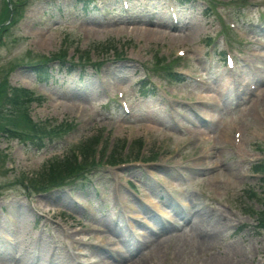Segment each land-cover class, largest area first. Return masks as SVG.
<instances>
[{
  "label": "rangeland",
  "instance_id": "rangeland-1",
  "mask_svg": "<svg viewBox=\"0 0 264 264\" xmlns=\"http://www.w3.org/2000/svg\"><path fill=\"white\" fill-rule=\"evenodd\" d=\"M122 1L127 8L120 7ZM7 6L11 18L2 25L7 37L0 44V82L40 96L35 101L32 95L26 113L32 122L56 130L38 149L0 130V234L15 241L9 245L0 237V263L19 264L17 257L25 253L15 250L20 241L29 252L26 264H45L50 244L59 245L53 264H70L72 252L92 263L98 258L92 251L100 254V249L90 244L108 238L114 248L132 249L129 260L138 253L145 264H264V231L255 228L251 213L260 207L255 197H264V184L251 169L264 156V113L256 112L252 101L264 92V46L243 41L246 31L264 42V0H96L85 13L76 0H22L13 7L16 15ZM170 8L177 11L175 28ZM230 23L241 26L243 35H233ZM224 40L241 54L231 72L218 57ZM53 53H63L67 61L82 56L85 63L70 72L51 63L49 76L38 79L27 62ZM167 62L187 78L174 83L156 75L153 66L160 72ZM241 81L258 84L260 93L248 97ZM117 92L129 102V114L119 109ZM199 107L206 120L192 111ZM64 126L68 129L57 132ZM232 129L241 133L238 155L229 146ZM94 135L97 152L105 149L101 159L95 152L89 185L33 189L50 161ZM137 140L142 146L135 156ZM113 144L126 164L105 163ZM172 183L180 184L181 193L168 189ZM129 189L169 216L172 224L165 230L176 238L168 247L139 250L140 242H153L152 233L161 226ZM120 200L125 213L153 231L130 219L125 229ZM113 211H118L116 224ZM109 229L121 235L110 236ZM34 243L43 247L35 258Z\"/></svg>",
  "mask_w": 264,
  "mask_h": 264
},
{
  "label": "trees",
  "instance_id": "trees-1",
  "mask_svg": "<svg viewBox=\"0 0 264 264\" xmlns=\"http://www.w3.org/2000/svg\"><path fill=\"white\" fill-rule=\"evenodd\" d=\"M20 1L22 2V0ZM20 1L16 0L12 2V11L15 4L19 5ZM91 1L92 0H76L77 3H82L84 9ZM15 9L18 11V7ZM16 10L12 12L13 15H16L14 14ZM7 17L8 8L5 3V12L3 13V17H0V24L5 21ZM4 28L5 26H1L0 28V44H2L1 38L5 37L4 31L6 28ZM55 58V55H52L50 58L41 57L40 60H37V63H34L35 71L38 74L41 73L39 67L48 60H57L61 64H65L63 55L62 59ZM81 58L82 57H79V59ZM155 60V64L159 66L161 58L157 57ZM156 71H158L157 68ZM160 73H162V78L181 81L180 76L171 70V66L168 63L160 68ZM37 99L38 98H36V100ZM31 100H33L32 93L25 88L10 86L5 80L0 82V130L10 137L26 140L39 148L42 145L43 138L49 140L54 130L47 129L45 126L41 125V123H34L30 120L26 113L25 105ZM17 125H19V128L16 127ZM97 143L98 136H90L78 146L76 152L68 151L67 155L63 158L55 159L52 163L48 164L40 173L38 180H34L36 182V186H33L34 190L49 191L53 188L60 187H69L72 189L76 185L83 186L84 183L89 182L87 179L90 172L89 168L95 167L93 159ZM141 143L142 142L139 140L135 142L137 150L141 147ZM121 144H123L122 141ZM121 144L119 146H121ZM104 149L105 146L98 151L100 159L103 158ZM136 153L137 152H135V154ZM120 160L122 159L120 158L119 150L116 148V144H114L113 148H111L106 156L105 162L107 164H113ZM253 170L256 173H261L259 180L264 184V161L254 164ZM255 198L260 202V207L253 211L256 218L255 227L264 231V197L262 196L260 200H258V197ZM246 212H248V210Z\"/></svg>",
  "mask_w": 264,
  "mask_h": 264
},
{
  "label": "bare ground",
  "instance_id": "bare-ground-1",
  "mask_svg": "<svg viewBox=\"0 0 264 264\" xmlns=\"http://www.w3.org/2000/svg\"><path fill=\"white\" fill-rule=\"evenodd\" d=\"M117 30H118V28H117ZM259 67H261V66H259ZM261 69V72H263L264 73V66H262V68H260ZM230 72V71H229ZM234 73V72H233ZM235 74V73H234ZM228 76H230V75H228ZM232 76V75H231ZM230 78V77H229ZM236 78V77H235ZM259 78V77H258ZM232 79V78H231ZM239 80V79H238ZM243 80V79H242ZM234 81V80H233ZM258 81H261V80H258ZM229 82V81H228ZM236 82V81H235ZM242 82V81H241ZM245 82V81H244ZM257 82V81H256ZM224 83V82H223ZM233 83V82H232ZM261 83H262V81H261ZM221 85V84H220ZM227 86V85H226ZM221 87V86H220ZM238 87V86H237ZM240 87V86H239ZM217 88V87H216ZM224 88V87H223ZM229 88H230V86H229ZM218 89V88H217ZM228 89V88H227ZM226 89V90H227ZM237 89V88H236ZM224 90V89H223ZM231 90V89H230ZM235 90V89H234ZM238 91V90H237ZM245 91V90H244ZM203 93V92H202ZM219 93H221V92H219ZM239 93V92H238ZM244 93V92H243ZM260 93V92H259ZM217 94V93H216ZM234 94V93H233ZM236 94V93H235ZM202 95V94H201ZM221 95V94H220ZM223 95H224V93H223ZM241 95V94H240ZM244 94H242V96H243ZM200 96V95H199ZM236 96V95H235ZM239 96V95H238ZM257 96H259V95H257ZM208 97V96H207ZM206 97V98H207ZM246 97V96H245ZM202 99V98H201ZM203 99H205V98H203ZM219 99V98H218ZM249 99V98H248ZM212 101V100H211ZM248 101V100H247ZM251 101V100H250ZM252 101L253 102H255V103H257L258 105H256V107L254 106V109L256 108V112L258 111L260 114L261 113H264V92H261L260 93V98H255V99H252ZM214 102V101H213ZM204 103V102H203ZM215 103V102H214ZM217 103V102H216ZM209 104V103H208ZM252 104V103H251ZM210 105V104H209ZM207 106V105H206ZM211 107V106H210ZM250 107V106H249ZM206 108V107H205ZM246 109V108H245ZM207 111V110H206ZM204 113H205V111H204ZM258 114V113H257ZM250 116V114L248 113L247 114V116ZM208 117H210V116H208ZM244 117V116H243ZM253 117V116H252ZM213 119V118H212ZM242 119V118H241ZM245 119V118H244ZM251 119V118H250ZM208 120H209V118H208ZM241 122V121H240ZM243 122V121H242ZM245 127V126H244ZM184 219H185V217H183ZM169 223L168 222H166V221H164V220H162V225H161V228L157 231V232H154V233H152L154 236L156 235V237H153V242H152V240L151 239H149V240H151V242H150V245L152 246V248L154 249V250H158V248H163L164 249V247H168V245H167V243L168 242H170V241H172V240H174L175 238H176V236H175V234H173V233H169V234H167V231L165 230V229H168L169 230ZM172 226V225H171ZM91 228V227H90ZM98 229V228H97ZM99 230V229H98ZM107 230V229H106ZM162 230H164V231H162ZM173 230V229H172ZM171 230V231H172ZM156 231V230H155ZM173 232H174V230H173ZM175 233V232H174ZM109 234H111L110 236H112V235H121V232L120 231H115L114 229H109ZM157 234H159V236L157 237ZM109 236V237H110ZM98 237V236H97ZM99 239V238H98ZM143 239V238H142ZM102 241H104V240H102ZM105 243L106 244H109L110 245V243L112 242V240H108V238H106L105 239ZM21 242V241H20ZM20 242H17V249H15V250H18V252H20V250H23L25 253L22 255L21 254V252H20V256L19 257H17V259H16V261L19 263V264H26V256H27V254H29V252H28V250H25L24 248H20V246H19V244H20ZM46 242V241H45ZM79 242H83V241H81V239L79 240ZM98 242H100V241H98ZM135 242V241H134ZM24 243V242H23ZM41 243H42V241H41ZM141 243V242H140ZM44 244V243H43ZM87 244V243H86ZM114 244V243H113ZM88 245V244H87ZM136 245V244H135ZM44 246V245H43ZM133 246V245H132ZM8 247V246H7ZM111 247V246H110ZM6 248V247H5ZM9 248H10V246H9ZM13 248V247H12ZM42 245L40 246V249L42 250ZM95 248V247H94ZM114 248V247H113ZM135 248V247H134ZM151 248V247H150ZM149 248V249H150ZM151 248V249H152ZM48 249V248H47ZM96 249V248H95ZM116 251H117V254H118V258H116V260L115 261H112L111 259H110V257H111V254H113L114 252H111V253H109V254H107V253H105V252H100V254H98V253H95V252H93L92 251V253H94L95 254V256H97L98 257V262L100 263V264H118V262L119 263H121L122 261H128L127 263H124V264H145L142 260H144V259H141V256L142 255H140V257H137L138 256V253H137V256H136V258L134 259H131V260H129V258L127 257V255H131V253H132V249L131 248H129V247H125L123 250H119L118 248H114ZM138 249V248H137ZM152 249V250H153ZM11 251V250H10ZM9 251V252H10ZM97 251V250H96ZM135 251V250H134ZM163 251V250H162ZM6 252V251H5ZM108 252V251H107ZM143 252V251H142ZM141 252V253H142ZM145 252V251H144ZM167 252V251H166ZM44 253V252H43ZM150 253V252H149ZM42 254V253H41ZM115 254V256L117 255L116 253H114ZM40 255V254H39ZM55 255V254H54ZM136 255V254H135ZM134 255V256H135ZM10 256H11V254H10ZM15 256V255H14ZM90 256V255H89ZM33 257V256H32ZM41 257V256H40ZM44 259H46L45 257H43ZM11 259V258H10ZM149 260V259H148ZM145 261H146V259H145ZM32 264H34L33 262H31ZM1 264V263H0ZM149 264V263H148Z\"/></svg>",
  "mask_w": 264,
  "mask_h": 264
}]
</instances>
